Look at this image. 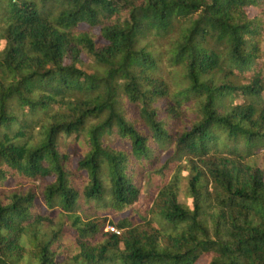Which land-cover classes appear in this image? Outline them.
<instances>
[{
    "label": "trees",
    "instance_id": "obj_1",
    "mask_svg": "<svg viewBox=\"0 0 264 264\" xmlns=\"http://www.w3.org/2000/svg\"><path fill=\"white\" fill-rule=\"evenodd\" d=\"M263 44L264 0H0V264H264Z\"/></svg>",
    "mask_w": 264,
    "mask_h": 264
},
{
    "label": "rangeland",
    "instance_id": "obj_2",
    "mask_svg": "<svg viewBox=\"0 0 264 264\" xmlns=\"http://www.w3.org/2000/svg\"><path fill=\"white\" fill-rule=\"evenodd\" d=\"M159 45H161V42ZM263 47H264V44H263ZM82 69L87 70L86 67H84V65H82ZM263 75H264V69H263ZM184 120H186L185 116L180 115V114L177 115L173 123V131H177L178 129H180L184 125V122H185ZM172 150H173L172 145L170 146L168 145L165 148H160L158 150V162L159 163L165 162L169 158ZM261 154L262 153L260 152L258 156V161L260 164L262 163ZM75 162L76 160L72 161L74 166L76 164ZM184 185L185 184H182V189H184ZM2 188L9 189L10 186H6L5 184H2L0 185V189ZM144 191H145L144 195H141L137 201L131 203L128 206H125L124 208H122L121 210L115 213H107V212H102L98 214L91 213L90 216L97 217L99 220L106 218L108 221H115L118 218L130 216L132 217L135 225H138L141 229H149L150 226L154 225V223L150 221V213H151L150 208L152 205V200L155 197V193H154V190L150 189L149 186H144ZM179 200L181 202L184 201L182 194H180ZM146 204L148 205L144 207ZM142 214L146 216L145 219H141ZM107 226H113V225L111 223H107L106 227ZM104 231L106 230L104 229Z\"/></svg>",
    "mask_w": 264,
    "mask_h": 264
},
{
    "label": "built area",
    "instance_id": "obj_3",
    "mask_svg": "<svg viewBox=\"0 0 264 264\" xmlns=\"http://www.w3.org/2000/svg\"><path fill=\"white\" fill-rule=\"evenodd\" d=\"M105 230H109V231H112V232L118 233V231H117L113 226H107V227L105 228Z\"/></svg>",
    "mask_w": 264,
    "mask_h": 264
}]
</instances>
